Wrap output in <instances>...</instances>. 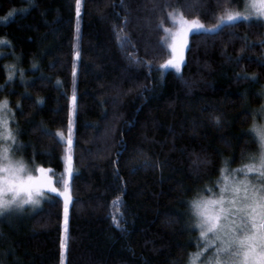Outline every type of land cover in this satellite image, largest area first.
<instances>
[{"label":"trees","instance_id":"1","mask_svg":"<svg viewBox=\"0 0 264 264\" xmlns=\"http://www.w3.org/2000/svg\"><path fill=\"white\" fill-rule=\"evenodd\" d=\"M242 7L81 0L75 63L76 0H0V40L8 41L0 44V101L24 146L14 156L51 169L57 187L76 73L64 264H189L196 256L191 201L216 187L222 168L258 156L250 129L264 106V23L191 33L180 74L160 67L171 55L163 29L174 28L173 9L211 28ZM63 204L48 194L36 211L0 217V264H61Z\"/></svg>","mask_w":264,"mask_h":264},{"label":"snow or ice","instance_id":"2","mask_svg":"<svg viewBox=\"0 0 264 264\" xmlns=\"http://www.w3.org/2000/svg\"><path fill=\"white\" fill-rule=\"evenodd\" d=\"M81 0H76V15L80 16ZM9 15H12L10 13ZM175 25V30L164 28L166 36L163 43L170 50V57L160 65L161 69H174L177 74L182 71L185 64V49L189 47L188 37L190 33L218 34L225 25H235L238 21L255 18H264V0H248L245 11L226 10L211 28H206L200 19H187L179 9H173L168 13ZM162 27V25H161ZM8 41L0 40V44ZM79 57V52L76 53ZM139 62V61H137ZM12 66L8 79L12 80L15 72ZM75 69L73 75L75 76ZM21 75L23 73L21 72ZM250 79L255 81L253 75ZM76 96H72V107L76 106ZM43 101H37L42 103ZM19 107V106H18ZM11 111L7 100L0 101V217L5 214L23 211L25 206L39 207L45 191L55 193L64 200V235L61 238V257L67 247L68 212L72 202L71 179L73 177L72 154V124L69 121V134L66 149V175L61 178L63 190L60 191L49 173L51 169L37 166L32 169L21 158L15 159L14 154L23 145L17 144L18 132H13L9 127L4 113ZM264 111V108L261 109ZM71 116V113H70ZM216 123H220L219 117ZM250 132L258 141L259 153L251 155L249 159L254 163L244 164L242 167L229 171L227 167L221 169V178L217 181L219 193L211 196H201L191 201V209L196 218L195 227L200 231V238L204 242V248H214V258L209 264H264V124L254 125ZM63 139V133L55 134ZM10 142V143H9ZM227 163V162H226ZM242 173L244 178H238ZM254 173L258 181L253 183L248 177ZM222 181V183H221ZM207 191H211L208 189ZM202 253H197L192 264Z\"/></svg>","mask_w":264,"mask_h":264},{"label":"rangeland","instance_id":"3","mask_svg":"<svg viewBox=\"0 0 264 264\" xmlns=\"http://www.w3.org/2000/svg\"><path fill=\"white\" fill-rule=\"evenodd\" d=\"M248 2V0H243V7L240 9V10H237V11H240V12H244L245 11V6H246V3ZM77 16V15H76ZM248 21H260V22H262V23H264V18H255V17H253V18H251V19H249ZM206 27V26H205ZM206 28H209V27H206ZM173 30H175V25H174V28H173ZM193 33H195V32H193ZM79 34H80V26H79V20H78V17L76 18V24H75V36H74V59H75V63L77 62V57H76V53L77 52H79ZM191 34V33H190ZM189 34V35H190ZM168 48V47H167ZM74 86H75V76H73V91H72V96L74 95ZM72 96H71V100H72ZM71 100H70V110H69V118H68V131H69V121H70V119H71V124H72V128H71V132H72V135H73V126H74V115H75V108L73 109V107H72V103H71ZM262 108H264V106H262L261 107V109ZM261 109H260V111L258 112V117H259V124L258 125H260V124H264V111H261ZM70 113H71V116H70ZM4 116H5V118L7 119V115H6V112L4 113ZM68 134H69V132H68ZM67 139H68V136H67ZM67 141V140H66ZM1 143H0V145H3V141H0ZM10 143V142H9ZM72 152V151H71ZM259 153V152H258ZM14 158L15 159H17L15 156H14ZM255 161H253V163H254ZM31 168V167H30ZM32 169H35V168H32ZM65 169H66V163L64 164V171H63V174H62V177L64 178V179H67L68 177H67V175H66V171H65ZM49 175H50V173H49ZM238 175V178H240V179H243L244 178V176H243V174L242 173H240V174H237ZM50 177H51V175H50ZM219 178H221V175H220V177ZM253 183H256L257 181H258V177H257V175L256 174H254V173H250L249 174V177H248ZM51 179L55 182V180L51 177ZM221 183H222V181H221ZM55 186H56V184H55ZM57 187V186H56ZM60 191H62L63 190V183H62V181H61V183H60V187H57ZM207 192V195H202V196H211L213 193H216V194H218L219 193V187H218V185H216V187L214 188V189H211V191H206ZM48 194H50V195H56V196H58V197H60L62 200H63V197H61V196H59V195H57V194H55V193H50V192H47V191H45V194H44V196L41 198V204H42V202H43V200H45V198L47 197V195ZM201 197V196H200ZM199 197V198H200ZM198 198V199H199ZM63 203H64V200H63ZM41 206V205H40ZM40 206L39 207H33V206H30V205H28V206H25V208H27V209H29V210H31V211H36V210H38L39 208H40ZM63 206H64V204H63ZM24 208V209H25ZM63 211H64V209H63ZM193 217H194V215H193ZM194 228L197 230V232H198V251H197V253H202V255H200L199 256V258L198 259H196L195 260V264H209V261L211 260V259H213L214 258V253H215V249L214 248H208L207 250H205V248H204V242H203V240H201V238H200V231H199V229L198 228H196L195 227V224H196V218L194 217ZM64 235V219H63V224H62V236ZM196 255V254H195ZM64 258H65V256L63 257V264H64ZM193 258H195L194 256L193 257H191L190 258V260H189V264H192V261H193ZM62 261V260H61Z\"/></svg>","mask_w":264,"mask_h":264}]
</instances>
